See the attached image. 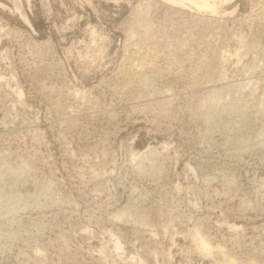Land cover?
Instances as JSON below:
<instances>
[{"label":"rangeland","instance_id":"1","mask_svg":"<svg viewBox=\"0 0 264 264\" xmlns=\"http://www.w3.org/2000/svg\"><path fill=\"white\" fill-rule=\"evenodd\" d=\"M168 1L0 0V264H264V0Z\"/></svg>","mask_w":264,"mask_h":264},{"label":"bare ground","instance_id":"2","mask_svg":"<svg viewBox=\"0 0 264 264\" xmlns=\"http://www.w3.org/2000/svg\"><path fill=\"white\" fill-rule=\"evenodd\" d=\"M172 0H170V1H168V2H171ZM174 1H176V0H174ZM188 1V0H187ZM187 1H183V3L184 2H187ZM229 1H231V0H223V2L224 3H227V2H229ZM219 2V1H218ZM222 2V1H221ZM173 3H175V2H173ZM179 3V2H178ZM214 3V2H213ZM223 3V4H224ZM180 4V3H179ZM189 4H193L194 5V7H197L200 11H203V10H214V7L216 6H212V5H210L208 2H206V0H189ZM222 4V5H223ZM192 5V6H193ZM220 5H221V3H220ZM218 7H220V6H218ZM167 9V8H166ZM215 9H216V7H215ZM216 11V10H215ZM212 13H214V12H212ZM179 14V13H178ZM150 19V18H149ZM124 215V214H123ZM122 216V215H121ZM120 216V217H121ZM117 219H119V218H117ZM120 219H122V218H120ZM140 222H141V220H140ZM197 233V232H196ZM198 235V234H197ZM199 236V235H198ZM194 237H195V235H194ZM193 237V238H194ZM194 241H198V240H195V238H194ZM208 241V240H207ZM198 245H199V247H197V248H199L198 250H200L201 252L200 253H205L206 252V254L208 255V251L209 250H211L210 249V246H209V244L205 241V240H202V236H201V238H199V241H198ZM210 243V242H209ZM116 245H117V242H116ZM211 245V244H210ZM118 246H120V245H118ZM212 246V245H211ZM117 247V246H116ZM196 247V246H195ZM118 248V250L120 249L119 247H117ZM222 249V248H221ZM212 251V250H211ZM211 251H209V252H211ZM213 251H214V249H213ZM230 262H232V261H230ZM234 263V262H233Z\"/></svg>","mask_w":264,"mask_h":264}]
</instances>
